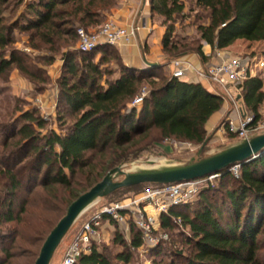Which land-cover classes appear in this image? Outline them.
I'll return each instance as SVG.
<instances>
[{
  "label": "trees",
  "instance_id": "16d2710c",
  "mask_svg": "<svg viewBox=\"0 0 264 264\" xmlns=\"http://www.w3.org/2000/svg\"><path fill=\"white\" fill-rule=\"evenodd\" d=\"M187 4L197 21L198 37L190 45L174 35L175 17ZM117 5L118 0H0V76L15 69L31 83H46L47 68L60 55V96L73 116V123L60 131L41 133L45 122L35 111L14 107L19 116L0 124V134L17 127L0 142V264H20L25 251L17 254L12 243L44 242L70 204L111 170L165 140L202 145L206 124L223 106L221 96L200 84L166 75L155 79V69L124 66L118 53L111 56V46L80 52L78 59V52L70 50L78 42L77 30L100 27ZM150 13L165 26L161 48L167 59L192 53L203 57V44L213 52L236 41L264 42V0H151ZM15 31L28 33L31 49L47 52L37 59L41 66L11 49ZM113 61L117 68L108 67ZM144 88L143 102L133 106ZM240 97L246 113L258 120L264 73L246 80ZM231 168L220 173L218 188L199 193L195 206L174 207L159 216L166 233L178 220L187 229L188 254L178 244L167 251L168 241L162 242L149 251L153 263L160 264L166 253V264H264V153L240 164L238 177ZM227 179L233 183L223 192ZM129 231L128 241L116 228L110 245L92 243L77 264H129L143 245L131 223ZM113 247L121 250L112 253Z\"/></svg>",
  "mask_w": 264,
  "mask_h": 264
},
{
  "label": "rangeland",
  "instance_id": "374dc122",
  "mask_svg": "<svg viewBox=\"0 0 264 264\" xmlns=\"http://www.w3.org/2000/svg\"><path fill=\"white\" fill-rule=\"evenodd\" d=\"M190 5L187 4L186 8L181 15H177L175 17V25H174V35L177 37V39L186 38L185 43L187 45H190V42L197 39V33L195 30V24L196 21V12H190ZM154 20H156L157 23H160L158 18L154 17ZM107 21H110L106 19L103 24ZM203 22V21H201ZM199 23V22H198ZM102 24V25H103ZM101 25V26H102ZM98 27L96 29H88L86 30L89 33H93L99 30ZM165 28V26H164ZM30 33V32H29ZM13 44L11 45V49H14L15 51L19 52L21 55H28L31 59V63H35V65L41 66L39 62H37V59L41 56H46L47 52H40L36 51L30 48L28 45L29 38L28 33H20L18 31H15L12 36ZM176 39V38H175ZM245 45V44H244ZM241 44V42H238L234 45V47L230 50L231 53L225 50V53L227 54L226 57L234 58V57H248L249 55H260L264 54V42L263 43H254L249 45L245 48V46ZM72 51L78 52V55L80 54V51L77 48V44L74 48L70 49ZM111 56L117 53V51L113 50L111 52ZM80 55L77 57L79 59ZM175 59H180V57H174L171 59H167V62H170ZM79 61V60H77ZM63 61L62 57L60 55H57L55 62L52 64V66L47 68V79L46 83H41V81H38V83H31L29 82L24 76H22L17 70L15 69H8L7 75L0 76V124L1 122L4 124L1 125L5 126L7 123H10L15 119V117L19 116V113H15L13 111L14 107L21 108L24 111H35V113L38 115V117L42 118L45 122V126L43 127L41 133H44L47 129H53L55 131H60L62 127H67L71 123H73V116L66 112L65 104L61 100L60 91H59V83L61 82L62 75H63ZM108 67L111 68H117L115 62L113 61ZM206 70V69H205ZM14 75H18L19 80L16 81L13 78ZM163 75L171 77V74L168 73H157L154 77L157 79L158 77H161ZM260 75V74H259ZM257 75V76H259ZM263 74L261 75V77ZM46 77V76H45ZM21 79V80H20ZM144 87H148L147 85H142ZM145 88L141 93L145 92ZM220 90L216 88V92H219ZM239 95V96H238ZM237 96L239 99H237ZM231 98L232 100H229L228 98L223 99L225 102H228L227 110L229 113L231 112L233 115L232 120L233 122L238 121V110H241V106L243 107V103L240 97V94H238L236 91L231 90ZM238 109V110H236ZM226 110V111H227ZM237 114H236V113ZM261 115L260 119L262 120L264 118V105L260 109ZM60 115V116H59ZM248 115H250L248 113ZM235 116H237L235 118ZM228 116L224 115L221 120L216 123L209 131L206 132V138L205 140L209 139L208 144L203 149L200 156H198V152L201 148V145H194L191 143H181L174 140H165L159 146L156 148L151 149L149 152H144L138 159H135L133 161L124 163L120 166V171L122 173L116 174L113 178V181L120 182L122 181L125 176L130 174H136V173H142V172H155V171H163V170H172L177 168L186 167L188 165L196 163L198 160L206 159L209 157H212L214 155H217L226 149L235 146L243 141V138H241L239 135L228 132ZM12 129V130H11ZM10 130H6L5 132L0 134V142L3 140V138L7 137L10 133H12L17 127L11 128ZM247 135L252 138L255 136H258V133H251L250 131H247ZM240 172V168L236 170V172H232L235 177H238ZM220 177H216L210 180H206L203 182L196 191L195 194H192V200L189 202L190 204H195L198 201L199 193L202 190H205L207 188H218L219 187V181ZM233 183V180L227 179V182L225 180L223 192L229 189ZM158 185H141L139 188L135 191H123L119 192L118 194L114 196H108L106 198L98 199L96 200L93 205L88 208L86 211V214H82L77 221L74 223L72 228L69 230V232L66 234L58 248L56 249L52 260L50 264H60L62 255L64 253V250L66 249L68 243L72 241L74 236L76 235L77 231L80 229V226L83 222L88 220L91 215L96 212V210L101 205H110L115 202L132 199L136 197L137 195L143 193L145 190L149 188L156 187ZM216 197H218L217 192L215 193ZM220 197V196H219ZM217 199V198H216ZM215 199V200H216ZM218 200V199H217ZM8 228L6 229H12L14 227L13 225H7ZM130 227V223L127 226ZM118 229V228H117ZM187 230V229H186ZM183 230L180 226V221H176L172 229L166 233L163 231V229L160 227L157 228L156 234H162L167 236V243H166V250L173 249L174 245L178 244L179 249H182L181 251L184 252V254H188V248L184 245V237L186 234L183 233ZM119 231V230H118ZM120 234L123 236L122 232L119 231ZM130 237V235H129ZM262 238H260L261 240ZM263 244H264V238ZM261 240V241H262ZM15 243V252L17 254L25 251V256L20 257V261L18 263L20 264H34L40 249L43 245V241L41 243H37L34 245L26 244V242H23L22 240L17 241V239L12 243ZM121 250L120 248L113 247L110 249L112 253H115V251ZM178 250H176L177 252ZM24 255V254H23ZM162 256V261L160 264H166L167 263V257L168 255L164 253ZM161 257H157V260ZM153 256L150 255L149 251H146L145 249H138L137 251L133 252L132 258L129 264H158L153 263L152 261ZM115 264H121V263H115Z\"/></svg>",
  "mask_w": 264,
  "mask_h": 264
},
{
  "label": "built area",
  "instance_id": "2783aa9c",
  "mask_svg": "<svg viewBox=\"0 0 264 264\" xmlns=\"http://www.w3.org/2000/svg\"><path fill=\"white\" fill-rule=\"evenodd\" d=\"M137 31L138 27H124L113 21L105 22L98 31L93 33L80 28L77 30V48L80 52H92L102 46L130 45ZM171 65L173 67L171 77L181 80L186 72L183 62L175 59L171 61ZM263 73L264 54L223 59L220 63L208 66L205 70L207 78L220 90L217 95L225 100L226 98L232 100L231 90L240 94L241 87L246 80L257 77L259 74L261 76ZM146 94L143 92L136 97L133 106H140ZM259 115H261L260 111ZM227 123L229 131L239 135L243 140L250 139L247 131L259 135L264 134V118L255 120L252 115L246 113L242 106L241 110H238L237 123L230 119ZM238 168L239 165L233 166L230 171L236 172ZM216 177L218 175L191 182L158 185L132 199L101 205L88 220L81 224L80 229L64 250L60 264H77L79 257L89 251L104 220L114 223L121 232L123 226L133 224L140 232L143 242L141 248L146 251L155 249L160 243L168 240L166 235L156 234L159 227V216L168 214L174 207L189 204L192 194L196 193L198 187L206 180ZM147 209H150L153 215H150Z\"/></svg>",
  "mask_w": 264,
  "mask_h": 264
},
{
  "label": "crops",
  "instance_id": "0c3cea01",
  "mask_svg": "<svg viewBox=\"0 0 264 264\" xmlns=\"http://www.w3.org/2000/svg\"><path fill=\"white\" fill-rule=\"evenodd\" d=\"M151 0H118V5L112 10L107 19L124 27H138L134 41L130 45H119L114 47L117 51L124 66L138 71H147L148 68L145 61L153 64H158L159 67L155 69V73H168L171 74L173 67L170 62H167V57L163 54L161 43L165 34V28L154 20L150 13ZM238 42L248 47L251 45L245 41H236L232 46L224 50L213 51L211 48L203 44L202 55L192 53L180 57L183 62L186 72L184 77L180 80L186 83L200 84L209 92L216 94V85H214L209 78L205 75V69L208 66L216 65L223 59H227L225 50L231 53V49ZM263 43V42H260ZM18 75H14L12 79L18 81ZM21 80V79H20ZM239 96V95H238ZM237 96V99L239 97ZM228 102L224 101L222 108L206 124V132L209 131L221 118L226 115L228 119L232 120L234 114L227 110ZM227 110V111H226ZM238 110V109H236ZM236 113V112H235ZM237 114V113H236ZM237 116H235L236 118ZM150 215L153 212L147 209ZM114 223L104 220L101 228L99 229L98 236L92 243L96 245H110L116 232ZM120 229V228H119ZM118 229V230H119ZM125 240H129L130 231L127 225L121 229ZM69 244V243H68ZM88 253V252H87Z\"/></svg>",
  "mask_w": 264,
  "mask_h": 264
},
{
  "label": "water",
  "instance_id": "95a60500",
  "mask_svg": "<svg viewBox=\"0 0 264 264\" xmlns=\"http://www.w3.org/2000/svg\"><path fill=\"white\" fill-rule=\"evenodd\" d=\"M148 68H157L158 64L145 61ZM209 139L201 145L198 156L208 144ZM264 153V134L243 140L241 143L232 146L225 151L212 157L198 160L196 163L186 167L163 170L155 172H142L130 174L120 182L113 181L116 174L122 173L117 167L106 174V176L93 186L90 190L79 196L67 208L65 215L59 220L45 239L39 255L34 264H50L52 257L72 228L77 219L102 198L112 195L114 192L141 185H167L191 182L209 176L220 175V173L230 167L248 163Z\"/></svg>",
  "mask_w": 264,
  "mask_h": 264
}]
</instances>
